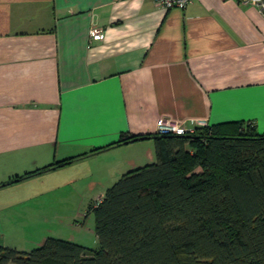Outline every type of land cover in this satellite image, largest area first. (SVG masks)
I'll list each match as a JSON object with an SVG mask.
<instances>
[{
    "label": "crops",
    "instance_id": "obj_1",
    "mask_svg": "<svg viewBox=\"0 0 264 264\" xmlns=\"http://www.w3.org/2000/svg\"><path fill=\"white\" fill-rule=\"evenodd\" d=\"M93 24L105 28L104 40L91 41ZM161 117L196 127L252 121L264 132L259 7L243 0H193L184 9L155 0H0V185L49 174H90L92 189L104 174L117 180L155 162V144L111 145L123 134L157 133ZM102 162H112L110 172ZM82 239L67 240L90 247ZM6 243L0 234V246Z\"/></svg>",
    "mask_w": 264,
    "mask_h": 264
},
{
    "label": "trees",
    "instance_id": "obj_2",
    "mask_svg": "<svg viewBox=\"0 0 264 264\" xmlns=\"http://www.w3.org/2000/svg\"><path fill=\"white\" fill-rule=\"evenodd\" d=\"M145 138L155 162L123 174L91 206L99 247L58 237L31 251L1 245L0 264H264V132L224 122L185 135L123 134L111 146Z\"/></svg>",
    "mask_w": 264,
    "mask_h": 264
},
{
    "label": "rangeland",
    "instance_id": "obj_3",
    "mask_svg": "<svg viewBox=\"0 0 264 264\" xmlns=\"http://www.w3.org/2000/svg\"><path fill=\"white\" fill-rule=\"evenodd\" d=\"M104 163L110 172L112 162ZM89 175L77 174L68 180L49 174L8 187L0 185V234L5 236V246L31 251L48 237H74L84 238L91 248L99 247L91 206L119 179L110 180L104 174L106 179L92 189Z\"/></svg>",
    "mask_w": 264,
    "mask_h": 264
},
{
    "label": "built area",
    "instance_id": "obj_4",
    "mask_svg": "<svg viewBox=\"0 0 264 264\" xmlns=\"http://www.w3.org/2000/svg\"><path fill=\"white\" fill-rule=\"evenodd\" d=\"M159 5L167 8L187 7L193 0H155ZM244 3L252 4L259 7L264 13V0H243ZM91 41H101L106 38V30L104 27L93 24L89 30ZM196 126H188L183 122L176 121L169 117H161L157 121L158 133H175L179 135L192 134L195 132Z\"/></svg>",
    "mask_w": 264,
    "mask_h": 264
}]
</instances>
